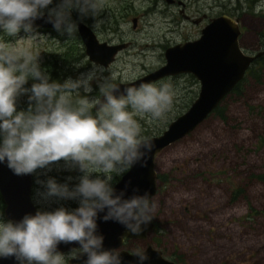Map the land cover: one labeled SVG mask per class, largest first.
<instances>
[{
    "label": "rangeland",
    "instance_id": "1",
    "mask_svg": "<svg viewBox=\"0 0 264 264\" xmlns=\"http://www.w3.org/2000/svg\"><path fill=\"white\" fill-rule=\"evenodd\" d=\"M25 12L60 17L64 30L15 27ZM224 13L239 17L242 50L264 53V0H0L1 142L31 170V197L44 215L60 218L108 195L128 169L118 153L160 134L200 82L168 75L95 109L99 96L164 64L167 46L198 38ZM79 20L100 41L127 47L107 67L95 63ZM254 72L240 96L220 102L225 117L211 112L158 153L156 193L138 209L155 227L120 248L151 244L178 264H264V71ZM4 207L0 194V251L15 234ZM79 249L21 264H80L69 262Z\"/></svg>",
    "mask_w": 264,
    "mask_h": 264
},
{
    "label": "water",
    "instance_id": "2",
    "mask_svg": "<svg viewBox=\"0 0 264 264\" xmlns=\"http://www.w3.org/2000/svg\"><path fill=\"white\" fill-rule=\"evenodd\" d=\"M132 21L135 26L136 18ZM13 23L15 27L51 28L64 24V20L48 12H25ZM77 32L88 58L105 67L128 45L125 41H100L82 20L77 22ZM240 33L238 18L226 13L211 17L201 28L198 38L167 46L164 64L133 80L115 82L99 96L95 109L168 75L192 73L200 82L198 95L189 108L171 120L160 134L131 143L118 153L128 169L111 192L93 204L77 207L60 218L47 217L32 200L31 170L13 150L0 143V194L5 203L4 217L15 229L14 236L0 251V264H21L35 254L47 255L75 247L80 249L69 260L71 263L178 264L151 244L134 252L120 247L126 237L146 238L155 227V222L138 213V209L141 202L156 193L155 158L158 153L194 130L262 54L263 51L247 53L242 50Z\"/></svg>",
    "mask_w": 264,
    "mask_h": 264
},
{
    "label": "trees",
    "instance_id": "3",
    "mask_svg": "<svg viewBox=\"0 0 264 264\" xmlns=\"http://www.w3.org/2000/svg\"><path fill=\"white\" fill-rule=\"evenodd\" d=\"M64 26H54L53 29H51L53 32H57V31H63ZM28 31V30H25ZM256 69L260 70V71H264V53H262L261 55H259L253 62L252 64L249 66V68L247 69L245 76L242 80H240L234 87L233 89L223 98V101L225 100V98L229 95V94H236L237 96H240L243 92V90L241 89V86L243 85L244 81L246 79H248L250 76L252 77H258L256 76V73L254 72ZM221 104H219L217 107L214 108V110L212 111L213 113H216L218 116L220 117H225V113L224 110H221ZM2 141V138L0 137V142ZM2 143V142H1ZM258 178L264 180V174L263 175H258Z\"/></svg>",
    "mask_w": 264,
    "mask_h": 264
},
{
    "label": "flooded vegetation",
    "instance_id": "4",
    "mask_svg": "<svg viewBox=\"0 0 264 264\" xmlns=\"http://www.w3.org/2000/svg\"><path fill=\"white\" fill-rule=\"evenodd\" d=\"M234 18H238V22H239V25H240V30H241V33H240V35H239V44H240V37H241V35H242V26H241V23H240V21H239V17H234ZM202 19L200 18V19H198V21H201ZM30 30H50V29H45V28H29ZM256 53V52H255Z\"/></svg>",
    "mask_w": 264,
    "mask_h": 264
}]
</instances>
